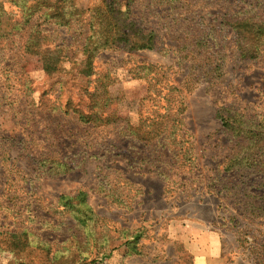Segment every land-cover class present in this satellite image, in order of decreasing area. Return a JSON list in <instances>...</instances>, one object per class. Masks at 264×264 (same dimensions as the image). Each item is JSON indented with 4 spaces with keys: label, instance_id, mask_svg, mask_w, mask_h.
I'll use <instances>...</instances> for the list:
<instances>
[{
    "label": "rangeland",
    "instance_id": "1",
    "mask_svg": "<svg viewBox=\"0 0 264 264\" xmlns=\"http://www.w3.org/2000/svg\"><path fill=\"white\" fill-rule=\"evenodd\" d=\"M22 1L0 0V264H264V173L226 169L241 142L215 116L264 118V45L241 57L228 24L264 16V0H121L154 48L101 50L90 75V12L59 27L24 9L58 0ZM80 191L85 226L59 201ZM23 231L28 245L11 252Z\"/></svg>",
    "mask_w": 264,
    "mask_h": 264
},
{
    "label": "trees",
    "instance_id": "2",
    "mask_svg": "<svg viewBox=\"0 0 264 264\" xmlns=\"http://www.w3.org/2000/svg\"><path fill=\"white\" fill-rule=\"evenodd\" d=\"M26 1H22L21 7L26 6ZM120 1L101 0L100 5L86 10L78 8L72 2L69 4L70 1L67 2L66 0H58L48 5H38L33 2L24 9L28 14H33L44 7L41 15L45 16V20L46 17L54 18V23L59 27L72 25L78 19L80 20L86 11L90 12L87 21L88 35L81 49L84 58L81 60L82 67L80 71L84 75H90L92 73L93 58L101 50L118 47L128 51L154 48L155 31L144 29L138 25L129 17L127 7L126 11L121 10ZM2 11L3 8L0 4V14ZM228 24L238 39L241 57L252 58L256 56L260 52L261 46L264 45V16L252 14L245 18L229 21ZM45 37L41 32H36L35 37L27 42L26 47L29 51L37 50L38 52L39 40L45 39ZM33 47L36 49H32ZM57 47L53 53L49 52V49L44 51L42 63L46 71L56 69V63L60 56L59 50H57L60 47ZM102 105V107L107 106L106 103ZM79 116L81 118L84 115L79 114ZM215 116L219 119L223 129L239 137L241 142L242 149L229 158L226 169L246 167V169H253V172L264 173V118L256 121V119L247 117L230 106H220L216 110ZM90 117V115H87L86 121H89ZM62 164L69 171L73 169L66 162H62ZM250 185L252 186L253 183H250ZM244 188L248 189L249 187ZM249 195L256 196L257 194L250 192ZM59 201L78 224L85 226L88 221L92 220V210L86 202V195L83 191L74 196L61 195ZM10 237L12 239L7 243V247L16 254L24 250L29 243L20 238L27 237L26 231L11 233ZM134 237H140V235L136 234Z\"/></svg>",
    "mask_w": 264,
    "mask_h": 264
},
{
    "label": "crops",
    "instance_id": "3",
    "mask_svg": "<svg viewBox=\"0 0 264 264\" xmlns=\"http://www.w3.org/2000/svg\"><path fill=\"white\" fill-rule=\"evenodd\" d=\"M202 237H209L211 240V243H212V247H214V249H216L217 246H219L218 245V237L216 235L210 234V235H203ZM192 246H194V243H192Z\"/></svg>",
    "mask_w": 264,
    "mask_h": 264
}]
</instances>
